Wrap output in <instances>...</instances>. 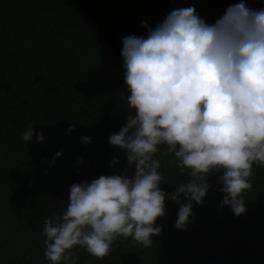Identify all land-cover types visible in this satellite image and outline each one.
Masks as SVG:
<instances>
[{"label":"trees","instance_id":"1","mask_svg":"<svg viewBox=\"0 0 264 264\" xmlns=\"http://www.w3.org/2000/svg\"><path fill=\"white\" fill-rule=\"evenodd\" d=\"M236 2L0 0V264H47L43 219L65 209L68 187L126 166L123 150L107 142L131 111L121 98L122 91L127 95L122 38L146 35L141 21L154 27L175 8L194 6L211 23ZM244 2L264 7V0ZM31 124L42 142L34 135L30 143L21 141ZM69 124L73 129L65 134ZM82 136L90 142L82 144ZM112 157L119 163L109 167ZM159 159L167 194L188 177L176 172L170 155ZM252 172L242 215L220 206L217 172L207 178L203 203L193 205L185 229L172 227L178 205L165 199L151 247L118 238L99 259L73 248L77 264H264V166L254 164Z\"/></svg>","mask_w":264,"mask_h":264},{"label":"clouds","instance_id":"2","mask_svg":"<svg viewBox=\"0 0 264 264\" xmlns=\"http://www.w3.org/2000/svg\"><path fill=\"white\" fill-rule=\"evenodd\" d=\"M141 25L146 35L121 40L127 92L121 98L131 111L107 137L123 150L126 166L68 187L65 209L43 219L47 264H77L73 248L102 258L118 238L151 247L161 232L155 222L164 215L165 199L178 205L172 227L185 229L193 205L203 203L207 178L217 172L220 206L240 216L253 165L264 166V7L238 0L211 23L194 6L179 7L154 27ZM72 129L69 124L65 134ZM33 135L38 143L44 139L31 124L21 141L30 143ZM158 154L170 155L176 172L188 177L167 194ZM117 163L112 157L109 167Z\"/></svg>","mask_w":264,"mask_h":264}]
</instances>
